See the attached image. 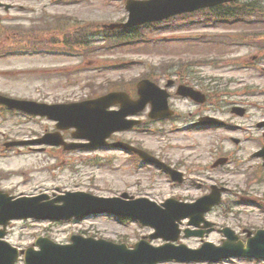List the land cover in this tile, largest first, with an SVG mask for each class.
I'll return each instance as SVG.
<instances>
[{
    "label": "rangeland",
    "instance_id": "obj_1",
    "mask_svg": "<svg viewBox=\"0 0 264 264\" xmlns=\"http://www.w3.org/2000/svg\"><path fill=\"white\" fill-rule=\"evenodd\" d=\"M126 0H0V3L12 5L5 11L0 8L3 24L0 27V50L23 47L15 33L26 36L40 47L51 45L45 35L57 37L64 31L65 19L54 20L42 12L73 16L79 27H91V44L100 49L92 50L86 58L80 56L60 55L54 53H27L0 57V92L17 99H27L46 103H69L81 101L83 98L104 94L110 89L109 81H127L121 85L135 92V81L148 71L149 66H166L169 61L178 59H211L221 60L220 64L209 63L198 68L203 77L223 79L220 87L226 82H233L227 89L238 94L250 90L247 95L238 99L245 100L240 104L247 109L243 118L232 114L222 115L238 126L236 131L218 130L212 133H185L174 131L175 126L167 124L164 136L148 133H131L124 138L142 140L143 146L156 155L160 154L187 163L207 164L215 157L216 146L222 142L217 152L230 151L234 144L228 137L235 136L245 140L243 147L248 157L261 147L264 142L263 132L257 123L264 120V59L257 49L245 45H226L212 42L217 35L245 30L247 25L212 24L205 22L204 14L175 16L151 27L153 23L134 27L125 31L129 39L147 36V43L127 44L115 48L105 47L103 25L126 22L129 16L125 8ZM264 9V0H243ZM73 24V23H72ZM155 24V23H154ZM74 25V24H73ZM75 26V25H74ZM92 26H98L93 28ZM263 25L260 24V28ZM264 29V27H263ZM13 33V34H12ZM138 37V38H139ZM96 41V42H94ZM26 42V41H25ZM97 45V46H96ZM256 58L254 60L253 58ZM243 61V62H242ZM245 62V63H244ZM249 63V64H248ZM217 65V66H216ZM249 65V68H246ZM166 68H169L167 66ZM164 68V69H166ZM197 68H195L196 71ZM215 84V83H214ZM219 84V83H218ZM247 87V88H246ZM246 88V89H245ZM252 93L251 96H249ZM181 111H190L182 102L174 101ZM147 116L144 115V118ZM149 129L160 128L158 124H147ZM55 123L43 117H29L21 113L2 110L0 107V191L17 198L41 196L37 201H23L21 206L26 209L37 203H50L56 197L76 191L88 192L102 197L121 196L122 193L138 197H147L161 203L167 198H175L192 202L205 195L211 184L226 186L230 189L225 195L221 206L213 209L207 219L214 222V230L200 237H185L184 234L175 244H186L191 248H199L203 242L221 245L224 235L220 229L230 227L241 239L244 229L256 231L264 229V181L246 180L243 174L233 175L234 181H187L185 184L174 185L171 181L153 177L148 169H140L131 163L125 153L110 149H79L65 151L50 145H34L7 148L6 143L20 140H32L42 137L45 133L54 132ZM68 141H73L71 131L62 133ZM121 138L122 136H117ZM262 160L255 158L250 161L251 169L258 171ZM257 169V170H256ZM258 177L261 176L258 171ZM264 178V172L262 174ZM41 200V201H39ZM83 200L93 206L97 202L89 200H73L70 209L62 212L78 210L86 213ZM64 203L59 200L55 204ZM37 207V206H36ZM227 211H232L228 213ZM4 216L0 217L3 219ZM118 220L113 216L99 215L90 212L82 219L70 220H14L9 224L5 239L20 250L35 245L38 237H48L61 244L71 242L73 234L86 237L103 238L106 240L133 245L143 237L154 246L166 243L163 238H148L154 229L141 227L136 220ZM181 229L193 228L187 220L181 223ZM86 249L87 247L84 246ZM18 264H24V260ZM159 264H189L178 262H162ZM210 264V263H191ZM219 264H264V261L247 258L225 260Z\"/></svg>",
    "mask_w": 264,
    "mask_h": 264
},
{
    "label": "water",
    "instance_id": "obj_2",
    "mask_svg": "<svg viewBox=\"0 0 264 264\" xmlns=\"http://www.w3.org/2000/svg\"><path fill=\"white\" fill-rule=\"evenodd\" d=\"M231 1L235 0H130L127 2V9L130 12L129 22L127 24L118 26L111 25L109 27H133L147 22L163 20L184 12H191L203 7H211ZM140 85L142 99L138 102H132L128 95L124 93H111L96 100L51 106L31 101L15 100L0 95V104L29 114L48 116L50 119L59 122L57 125L59 129L76 128L77 131L73 134L75 138L90 141V143L84 145L67 144L57 134L48 135L31 143L63 145L67 150L104 146L107 144L106 139L113 132L129 129L133 126L132 122L125 121L126 116L135 114L137 111L143 109L149 100L155 99V107L157 110L153 113V116H164V113H158V111L167 108V97L157 94L153 88L154 85L150 81H144ZM184 94L194 96L190 92H184ZM117 103L123 105V110L108 113L107 109ZM13 144H25V142ZM261 154L264 155V151ZM222 191L223 189L213 187L211 195L204 197L195 204H185L169 200L164 204L166 209H161L157 204L146 202L145 200L121 203L115 200L108 201L88 195L81 197L79 195H71L69 198H64L66 202L65 207L58 208L51 204H44L42 206L37 204L28 207L27 210L21 206H18V209L11 207L6 220L12 218H27L29 216L45 219H60L82 216L90 214V212H109L139 218L144 224L151 225L157 229L158 232L154 235L155 237L163 236L169 240H177L180 231L178 230L176 222L182 218L190 217L191 224L200 226L202 222H205L204 213L209 211L214 205L220 203ZM71 199L89 200L90 202H97L98 205L91 207L83 204V208L88 209L86 213L78 210L62 212L70 209L69 203ZM11 200L9 197L8 199L4 198L0 193V216L7 209L4 202L11 204ZM37 200L33 199V201ZM23 201L25 200H17L10 206L21 204ZM81 201L85 203L83 200ZM205 223L206 227L209 226L207 222ZM225 233L228 241L225 242L223 247L215 249L211 248L212 246L210 244H206L203 249L192 251L187 249L186 246H181L177 248L181 250V254H171L170 251L174 250L171 245L154 249L144 243L139 244L136 250L127 252L125 246H117L111 243L96 242L93 240L84 241L77 237L73 238L74 244L69 246L54 245L47 240H40L38 245L42 250L35 252L29 249L26 253V264H155L167 259H176L179 261L209 259L218 261L220 258L233 255L264 258V231H259L255 237L250 238L247 247L241 242L236 243L238 237L230 229H226ZM186 234L187 236L203 235V232L186 231ZM207 248L217 250L218 254L215 257L202 255L201 252ZM16 258V254L9 256L7 259L0 258V264H14Z\"/></svg>",
    "mask_w": 264,
    "mask_h": 264
},
{
    "label": "flooded vegetation",
    "instance_id": "obj_3",
    "mask_svg": "<svg viewBox=\"0 0 264 264\" xmlns=\"http://www.w3.org/2000/svg\"><path fill=\"white\" fill-rule=\"evenodd\" d=\"M189 69H190V67H189ZM174 79H175L174 80L175 83L171 86L169 91H170V96H171L170 97V100H171L170 106H171V108H173L175 110V115L171 119H162L159 121H162V122L173 121L174 123H179V122L183 123L184 122V125L182 127L176 128L178 131H181V130L184 131V130H189V129L193 131V130L199 129V130H205V132H209V133L212 132L213 130H206V129H211L212 127H210V126H205V127L199 126L198 127L196 124L202 117H205V116H215V117L222 118L223 112H217L215 114V112H214L215 109L213 107V104L215 103V101L216 102L218 101V103L219 102L223 103L224 97H225L224 94L223 93L217 94L216 99L211 98V102L213 104L209 101V103H207V104L199 105L189 98H184V97H180V96L178 97V95L176 94V90H177V87L179 85H186V86L193 87L197 90L203 91V93H205L207 95V98H209V93L207 92V90L205 88H203L204 85L202 83V79L201 78H199V79L191 78L190 79L188 76L184 75V73L181 71L179 73H177V75L174 76ZM169 80H171V79H169ZM158 84L163 86V87H165V85H166L165 83H162V80ZM232 95L235 97L241 96L238 93H233ZM132 98H134V97L132 96ZM231 99H229V102H234L233 101L234 99L233 98H231ZM174 101L182 102L183 106H185L189 109H191L190 106H192L193 110H191L187 114L189 118H192L191 122L185 123V120L187 119V117L181 115L180 108L178 107V105L176 103H174ZM236 105H240V103H236ZM240 106H242V105H240ZM149 109H150V107H147V109L141 114V116L147 114V112H149ZM216 109H218V108H216ZM223 109L224 108H222V110ZM225 122H226L227 128H229L228 130L233 128V125L231 124L230 121L226 120ZM143 130L144 129H138L137 128V129H134L133 131L135 133H137V132L142 133ZM228 138L233 141L232 137H228ZM124 141L132 143L135 146L140 147V148H142V146L144 144L142 141L137 140V139L136 140H130V138H126V139H124ZM225 142L221 141V143L217 147V150L219 148H221ZM241 145H243V141H240L239 144H236V147L233 151H226V152H224L223 150L219 151L217 158L226 157L229 160V162H228L229 164L219 166L216 168H214L211 164H208V166L203 165V164L194 165V164H189L184 160H177V159H173L170 157L167 158V156H163L160 154L156 155L155 153H152L151 151H150V153H152L153 155L157 156L160 160L167 163L171 168L183 173V176L185 179L184 181H234L231 179V177L233 175H239L241 173L242 174L246 173V175L248 176V174L249 175L251 174V172H250L251 167L249 164V158L246 157V155H245V152H246L245 149L239 148V146H241ZM135 160L137 161V163L139 165H145V164H143V161L140 158L136 157ZM241 169L243 170V172H241ZM157 171H158L159 178H165L167 181H172L169 174H167L166 172L161 171V170H157ZM248 178L249 177H247V179Z\"/></svg>",
    "mask_w": 264,
    "mask_h": 264
},
{
    "label": "trees",
    "instance_id": "obj_4",
    "mask_svg": "<svg viewBox=\"0 0 264 264\" xmlns=\"http://www.w3.org/2000/svg\"><path fill=\"white\" fill-rule=\"evenodd\" d=\"M243 14L242 12L232 13V14H224V15H214L213 18L217 19L218 21L222 20H229L234 19L236 17H241ZM75 43L78 45L79 49L82 50L84 46L87 45V41L83 39V36L81 35L79 38L76 39Z\"/></svg>",
    "mask_w": 264,
    "mask_h": 264
}]
</instances>
